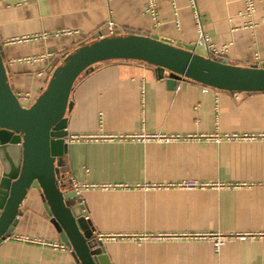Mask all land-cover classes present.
<instances>
[{
	"label": "crops",
	"instance_id": "1",
	"mask_svg": "<svg viewBox=\"0 0 264 264\" xmlns=\"http://www.w3.org/2000/svg\"><path fill=\"white\" fill-rule=\"evenodd\" d=\"M146 3L0 0V47L22 104L35 101L65 53L109 35L111 20L115 33L166 38L210 56L197 44L190 0H157L156 18ZM196 3L211 42L224 49L216 59L264 65V0H255L252 18L243 15V0ZM167 79L154 65L123 59L97 63L79 77L66 114L68 132L92 138L68 143L67 190L75 183L95 185L83 189L80 200L94 232L116 236L103 239L112 264H264V92L220 90L187 78L173 87ZM107 133L199 137L120 141L102 138ZM215 133L256 137L216 142L208 137ZM3 174L0 155V182ZM184 179L214 186H155ZM21 210L14 232L0 243V264H80L70 247L43 244L63 241L39 189L31 188ZM174 233L229 238L216 251L209 236H167Z\"/></svg>",
	"mask_w": 264,
	"mask_h": 264
},
{
	"label": "water",
	"instance_id": "2",
	"mask_svg": "<svg viewBox=\"0 0 264 264\" xmlns=\"http://www.w3.org/2000/svg\"><path fill=\"white\" fill-rule=\"evenodd\" d=\"M115 59L154 65L173 87L187 78L220 90L264 92V65L226 63L166 38L113 33L65 53L47 86L30 106H24L11 86L0 47V155L4 163L0 243L14 232L24 199L31 188H37L60 238L80 264H112L104 241L86 219L79 195L74 189L67 190L64 154L68 150L66 114L76 81L97 63Z\"/></svg>",
	"mask_w": 264,
	"mask_h": 264
},
{
	"label": "built area",
	"instance_id": "3",
	"mask_svg": "<svg viewBox=\"0 0 264 264\" xmlns=\"http://www.w3.org/2000/svg\"><path fill=\"white\" fill-rule=\"evenodd\" d=\"M26 0H21V2H25ZM245 3V9L243 11V15L248 17V18H252L255 11H256V3L255 0H243ZM190 5L193 7L194 9V18H195V22H196V26L198 29V40H197V44L198 45H205L209 55L213 58H218L222 55L224 49L217 47L213 42H211V39L209 37V35L205 32L204 30V25H203V19H202V15L199 12L198 8H197V3L196 0H190ZM146 12L148 14H150L151 16H153L154 18H156L157 16V0H147L146 3ZM251 23V22H250ZM115 27H116V22L111 20L108 23V28H109V32L110 34L115 33ZM65 33H71L72 31L67 30L64 31ZM101 36H104L103 33H101ZM199 136L197 134L194 133H190L187 135H180L178 133L176 134H162V133H157V134H147V135H141V136H136V135H126L123 133H107V134H103L102 138H107V139H111V140H127V139H143V140H159V141H178V140H189V139H193V138H198ZM209 138H213L216 142H221L224 139H247V138H255L256 135H240L238 133H234V134H220V133H215L213 135L208 136ZM88 138H92L89 137L88 135H84V134H77V133H69L65 136V142L71 143L74 141H82ZM157 187H181V188H186V189H196V188H204L207 186H214L210 183L207 182H203V181H199L196 179H184V180H180V181H176V182H172V183H166V184H159V185H155ZM89 187H95V185H90L87 183H75L74 184V190L76 191V193L79 195H81V191L83 189L89 188ZM80 202L82 203V201L80 200ZM86 219H89V216L86 215ZM96 234V233H95ZM252 236L254 234H241V235H237L240 238L244 239L247 236ZM96 236L99 239H104L106 238H116V236L113 235H104V234H100L97 233ZM161 236H166V235H157V237H161ZM173 238H180V237H194V238H198V237H206L209 236L212 239V243L214 246V249L216 251H220L221 248L225 245V243L227 242L229 236L227 235H223L220 233H212L209 235H202L200 233H174L171 235H167ZM148 237H154L153 235H140L139 238L140 239H146ZM24 240H29L28 238H23ZM31 240V239H30ZM43 244H48L51 245L54 248H60V249H65L68 246L61 242V243H49L47 241H44Z\"/></svg>",
	"mask_w": 264,
	"mask_h": 264
}]
</instances>
